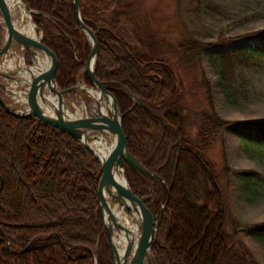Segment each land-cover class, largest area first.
<instances>
[{"label":"trees","instance_id":"obj_1","mask_svg":"<svg viewBox=\"0 0 264 264\" xmlns=\"http://www.w3.org/2000/svg\"><path fill=\"white\" fill-rule=\"evenodd\" d=\"M80 1L83 21L99 43L94 74L117 100L127 147L161 178L125 168L131 190L154 214L164 204L151 248L156 263L261 264L243 236L264 239V221L245 224L232 216L220 176L203 151L222 131L264 144V120L221 118L210 91L214 116L200 121L196 137L187 134L174 64L154 53L126 11L117 9L119 0ZM27 2L36 10L32 19L41 42L56 57L58 87L80 78L91 86L84 70L91 43L76 22L73 1ZM217 36L205 42L192 32L174 48L177 58L189 68L204 54L214 56L226 78L228 66L256 64L254 55L264 53V28ZM136 97L151 111L134 103ZM236 172L264 179L256 171ZM102 173L99 159L80 140L0 105V264H113L97 202Z\"/></svg>","mask_w":264,"mask_h":264},{"label":"rangeland","instance_id":"obj_2","mask_svg":"<svg viewBox=\"0 0 264 264\" xmlns=\"http://www.w3.org/2000/svg\"><path fill=\"white\" fill-rule=\"evenodd\" d=\"M117 9L126 11L134 29L150 40L155 54L174 64L182 83L181 102L185 105L187 134L196 137L200 121L214 116L208 99L210 91L221 118L264 120V53L254 55L256 64L228 66L226 79L221 77L214 56L204 54L200 62L185 68L174 49L192 32L206 42L216 40L219 31L223 36H232L264 28V0H119ZM36 32L42 36L37 27ZM22 49L14 44L9 56L18 63L19 58L14 53L22 55L27 66L32 58L26 49ZM0 80L7 85L14 82ZM16 83L17 88L27 90L23 89L25 84ZM80 83L84 84L81 78L76 84ZM0 92L14 109L25 106L7 88H0ZM72 103L85 105L81 110L83 116L92 117L98 113L94 106L95 97L85 89L67 96V106L74 113ZM203 153L220 176L223 195L228 199L232 216L245 224L264 221V179H250L253 176L236 172L245 169L264 175V144L241 138L234 132L222 131ZM243 240L254 258L264 264V239L247 235Z\"/></svg>","mask_w":264,"mask_h":264},{"label":"water","instance_id":"obj_3","mask_svg":"<svg viewBox=\"0 0 264 264\" xmlns=\"http://www.w3.org/2000/svg\"><path fill=\"white\" fill-rule=\"evenodd\" d=\"M74 4L75 19L78 22L80 29L87 35L91 48L89 56L85 61V73L91 81L92 86H87L89 89H98L101 95H106L110 109L109 113H101L99 110L97 115L73 117L68 113L67 96L70 93H79L80 86L77 84L69 86V88L58 87L56 82V57L52 50L41 42L42 36L32 37L23 34L14 25V17L11 14L9 5L6 0H0V15L5 25L2 43L0 44V57L4 56L14 44L26 49L28 55L32 58L27 66L34 64L36 50L41 51L46 57V68L43 75H31V80H26L23 86L27 88L25 107L22 109H14L0 92V105L4 111L12 114L15 117L28 118L35 117L53 127L67 132L70 136L80 140L88 149L99 159L102 166V176L98 186L99 209L102 216L103 229L108 234V242L110 244V254L112 255L113 264H157L151 248L153 241L156 239L157 229L161 222L163 213V205L160 207V212L156 216L150 210L144 200L136 195L131 190L129 181L126 178V166L133 171L134 174L151 176L161 180L157 174L145 168L138 158H135L127 147V139L123 133L122 115L113 94L108 91L107 86L97 79L94 74L95 61L99 52V43L97 42L95 33L86 26L83 21L81 11V1L72 0ZM24 3L26 13L29 14L33 22L32 16L36 10H32L27 0H21ZM35 24V22H33ZM37 27V24H35ZM38 28V27H37ZM41 31V30H40ZM14 71L0 70V78L10 79L16 82L19 78ZM6 82L0 80V88H7ZM26 86V87H25ZM22 88V86H21ZM25 90V89H24ZM129 92V91H127ZM134 103L141 104L144 108L151 111V108L146 104H142L139 98H134ZM48 110H51L52 113ZM111 134L114 142L110 150L105 154L103 159H100L97 154L90 148L87 142L100 140L102 136ZM121 173L122 182L116 179V173ZM106 193L108 197H106ZM112 205L122 207L125 212L136 211L140 215L138 238L132 230L125 226L113 211ZM125 234V242L123 249L119 252L116 248L115 240L119 233ZM95 256V261H96Z\"/></svg>","mask_w":264,"mask_h":264},{"label":"bare ground","instance_id":"obj_4","mask_svg":"<svg viewBox=\"0 0 264 264\" xmlns=\"http://www.w3.org/2000/svg\"><path fill=\"white\" fill-rule=\"evenodd\" d=\"M7 4L9 5L11 14H13L14 17V25L21 31L23 34L32 36V37H38L36 34V27L35 24H33L32 20L30 19V16L28 13H26L25 8H24V3L21 2V0H6ZM19 47V46H18ZM23 50V49H22ZM8 51L4 56L0 57V70H7V71H14L17 73V80L16 82H21L22 84L26 80L30 81L31 80V75L32 73L35 76H40L43 75L45 72L46 68V57L45 55L39 51L36 50L35 52V58H34V64L32 66H26L24 63V57L18 53H14L16 57L19 58L18 63L13 62V58L9 56ZM14 57V56H13ZM17 62V61H16ZM18 74H20L18 76ZM12 82V84L7 86V89L13 92L19 101L25 103L26 102V92L27 90H21L17 88V83ZM16 83V84H15ZM78 86H80L81 89H85L90 93V96H94L96 103L94 106H96V109L99 110L101 113L108 114L109 109H110V103L106 95H101L100 91L98 89H89L86 87L83 83H80ZM71 98V97H70ZM85 101V100H84ZM86 103V102H85ZM92 103V102H91ZM73 107L75 108V112L73 113L67 106L68 108V113L72 115L73 117H81V110L85 105L82 104L79 106L76 103H72ZM87 110V108H86ZM51 112V110H48V112ZM114 138L110 133L107 135H104L101 137L100 140H95L93 142H87L90 148L97 154V156L100 159H103L105 157V154L110 150L111 145L114 142ZM116 179L119 180L120 182L124 183L122 180V175L121 173H116ZM106 197H108L106 193ZM112 209L114 212H116L117 217L121 220V222H124L125 226L130 228L132 232L135 233V236L138 238L140 235L139 232V219L140 215L132 210V212H125V210L122 207H117V205H112ZM124 242H125V234L123 232L119 233L117 235L115 244L117 250L120 252L123 247H124ZM148 264V263H147Z\"/></svg>","mask_w":264,"mask_h":264},{"label":"flooded vegetation","instance_id":"obj_5","mask_svg":"<svg viewBox=\"0 0 264 264\" xmlns=\"http://www.w3.org/2000/svg\"><path fill=\"white\" fill-rule=\"evenodd\" d=\"M87 39H88V38H87ZM85 85H86V84H85ZM91 86H92V85H91ZM142 199H143V198H142ZM163 200H164V199H163V196H161V197H160V204L163 203ZM155 215L157 216L158 214H155Z\"/></svg>","mask_w":264,"mask_h":264},{"label":"built area","instance_id":"obj_6","mask_svg":"<svg viewBox=\"0 0 264 264\" xmlns=\"http://www.w3.org/2000/svg\"><path fill=\"white\" fill-rule=\"evenodd\" d=\"M0 26H2V19L0 18Z\"/></svg>","mask_w":264,"mask_h":264}]
</instances>
